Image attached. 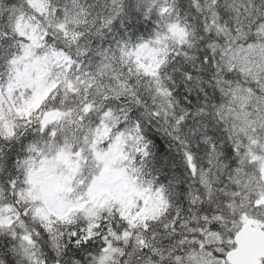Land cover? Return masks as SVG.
I'll return each mask as SVG.
<instances>
[{
  "label": "snow or ice",
  "instance_id": "6c2138e0",
  "mask_svg": "<svg viewBox=\"0 0 264 264\" xmlns=\"http://www.w3.org/2000/svg\"><path fill=\"white\" fill-rule=\"evenodd\" d=\"M0 264H264V0H0Z\"/></svg>",
  "mask_w": 264,
  "mask_h": 264
}]
</instances>
